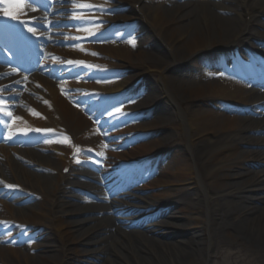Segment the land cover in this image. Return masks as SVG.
I'll return each instance as SVG.
<instances>
[{
    "label": "bare ground",
    "instance_id": "1",
    "mask_svg": "<svg viewBox=\"0 0 264 264\" xmlns=\"http://www.w3.org/2000/svg\"><path fill=\"white\" fill-rule=\"evenodd\" d=\"M59 1L49 12L68 15L60 20L71 28L65 39L46 35L59 31L57 19L25 17L24 4L16 20L0 12L16 22L8 37L0 29L15 42L16 56L40 52L34 38L60 42L42 54L40 68L62 79L57 86L40 79L43 91L27 86L26 94L10 90L20 85L15 76L1 80L3 108L12 116L0 113V137L13 142L23 130L63 128L81 150L71 163L63 155L73 151L71 143L0 150V264H68L64 238L81 245L76 264H202L212 248L216 264H243L248 250L264 257V93L248 86L264 82V0ZM83 4L92 8L81 10ZM123 21L137 24L118 26ZM29 23L45 36L29 34ZM97 25L99 35L83 30ZM69 60L86 63L73 67ZM126 68L143 77L138 88L120 73ZM117 108L130 115L109 114ZM84 113H103L104 130ZM143 118L150 120L137 122ZM155 172L140 190L134 186ZM26 240L25 251L13 246Z\"/></svg>",
    "mask_w": 264,
    "mask_h": 264
},
{
    "label": "rangeland",
    "instance_id": "2",
    "mask_svg": "<svg viewBox=\"0 0 264 264\" xmlns=\"http://www.w3.org/2000/svg\"><path fill=\"white\" fill-rule=\"evenodd\" d=\"M251 2H252V0H250L248 2V4H250ZM34 3H37V2L35 1ZM28 4L32 8H34V9H36L38 11H41L38 7H35L32 3H29L28 2ZM140 6L141 5H135L134 8L137 10L138 7H140ZM56 19L63 20L64 18L62 16H59L58 15L56 17ZM66 19H67V17H66ZM241 20L244 21V18H241ZM247 20H249V18L246 19V22H247ZM30 26H33V25L31 24ZM260 33L264 34V31H262ZM152 38L155 39L156 42H158V39L154 35H152ZM37 65L38 64L37 63H34L33 61L25 60V63L24 64H21L20 66H17V68H15V67H11V68L15 69L17 71V73L23 74L26 77V79H27L26 80V83H29V86L32 87L35 84H32L31 85V83H34L36 81V76L35 75L37 74V72H36L37 71ZM5 66H9V65L6 64V62H4V63L3 62H0V67L5 68ZM139 77H140V75H139L138 71L135 70V69L134 70L133 69L132 70L131 69L130 70H127L124 73V78L130 79V82H132L134 80H137ZM149 82H151V80ZM36 83H38V81ZM87 87L88 88L91 87V84H88ZM102 117H103V114L98 115L96 117L95 121H100L102 119ZM149 120H150V118H148V119L143 118V119H140L138 121V123H142V122L149 121ZM92 121H93V119L91 120V122ZM236 135L247 136V135H249V133H237ZM137 144H138V142L133 143V144H130L129 146L123 148V150L125 151V150H127V149H129V148H131V147H133V146H135ZM30 146H32V145L31 144L18 145V143L7 144V143H3L2 138L0 139V147H13V148H18V147H30ZM13 159L15 160V157H13ZM164 164H165V162H164ZM164 164L163 165L161 164L162 166L160 165L159 166V169H161V167H163ZM235 164L237 166V165H240L241 163H239V162L238 163H232L231 165H235ZM243 164H245V163H243ZM94 168H96V167H94ZM88 170H90V168H88ZM96 170H97V168H96ZM155 175H156V172L153 175L148 176L147 178H145V177L143 178L142 177V179H140L139 182L136 183L134 186L138 190H140L141 187L143 186V184L148 183V182H151L152 180H154L155 179ZM78 185H79L80 188L83 187V182L81 181L80 183H78ZM129 185L132 186V182L131 181H130ZM128 192H130V191H128ZM130 193L133 195V197H141V196H144L145 195V194H142V193H138L136 191H132ZM78 195H79V193H77V192L74 193V196H78ZM220 198H225V197L224 196H221ZM110 199L112 201H118L120 203L127 202L129 204H135V202L132 201L131 199H125V201L123 199H117V197L116 198H110ZM184 203H187L188 204L190 202L188 200H185ZM229 205L230 204H229V202L227 200L223 202V206L224 207H229ZM12 213L16 217L20 215L17 211H13ZM24 213L25 212H22V215H24ZM61 217H62L61 219H63V220H72V221H78V220L81 219V218H78V217H70V218L65 217V216H61ZM195 230L197 232H201V231H203V228L198 226V227L195 228ZM29 233H30V231H29ZM31 241H32V243H35V244L40 242V240H37V239H33ZM64 241L66 242L65 244H66L67 249H68L67 252H66V261H67V263L68 264H76L77 257H76L75 249L77 247H81V245L80 246L74 245L73 242H71L68 238H64ZM27 243H28V241H24L22 243H19L16 247L22 248V250L25 251L24 248H26L25 245H28ZM58 243H59L58 240L55 239V244L58 245ZM215 253H216V250H214L212 248L210 255H208V257H205L203 259L202 264H216V262L214 260H212V255L215 254ZM78 259H80V258H78ZM241 260H243V264H264V257L262 256V258H260L258 253L251 252V250L250 251L249 250L248 251H243V254L241 255Z\"/></svg>",
    "mask_w": 264,
    "mask_h": 264
},
{
    "label": "snow or ice",
    "instance_id": "3",
    "mask_svg": "<svg viewBox=\"0 0 264 264\" xmlns=\"http://www.w3.org/2000/svg\"><path fill=\"white\" fill-rule=\"evenodd\" d=\"M35 0H29V3H34ZM0 4H3L4 7H3V14L4 16L6 17H10L11 19L13 20H16L17 19V16L20 15L23 11H24V6H23V0H12V2H9V0H0ZM79 7L81 8V10H90L92 8V5L90 4H83V5H79ZM35 10V9H33ZM98 12L100 13H104V12H109L111 11L110 8H104V7H101V8H98L97 10ZM20 23H24V21H20ZM89 24H92L94 23L93 21H89L88 22ZM84 31L86 32H89L90 35H93V36H96V35H99V32L102 31V29H99V26L97 25L96 26V30H92L91 28H85L83 29ZM28 31L33 33V35L36 34V30L29 27L28 28ZM92 55H96V53H91ZM58 59L57 57H53V60H56ZM86 62L84 61H80V60H77V61H72V60H69L67 61V64L75 67V66H82V65H85ZM87 67L91 68V67H94L93 65H87ZM26 79V77H25ZM19 83V82H17ZM63 91V89H62ZM5 101L3 98H0V113H3L5 117H8L10 118L12 116V112L11 111H5V109L3 108V105H4ZM45 103H47V101H45ZM30 112H32L33 115H39V113H36L34 112L32 109H29ZM110 115L112 116H115L117 119L121 116H127V115H130L128 113H124L120 108H117L116 111L114 113H109ZM17 120L21 119L20 117H16ZM6 122L5 121H0V125H3L5 124ZM29 132H34V133H53L55 132V130L53 129H27V130H23V134L24 135H28ZM9 139H11V137H9ZM45 142L47 143H70L69 140H66V139H57L55 141L53 140H50V139H46ZM81 150L79 148H74V154L76 153H79ZM88 151H91V149H89ZM102 155V154H100ZM67 171V170H66ZM6 188H9V189H16L17 186H14V185H11V184H8V185H5ZM22 235H27V233H21Z\"/></svg>",
    "mask_w": 264,
    "mask_h": 264
}]
</instances>
